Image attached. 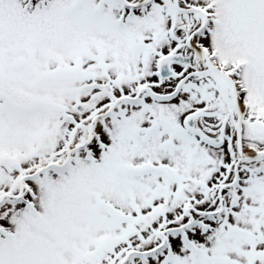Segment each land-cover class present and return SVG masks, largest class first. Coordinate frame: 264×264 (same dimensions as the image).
Instances as JSON below:
<instances>
[{
  "label": "snow or ice",
  "instance_id": "obj_1",
  "mask_svg": "<svg viewBox=\"0 0 264 264\" xmlns=\"http://www.w3.org/2000/svg\"><path fill=\"white\" fill-rule=\"evenodd\" d=\"M0 264H264V0H0Z\"/></svg>",
  "mask_w": 264,
  "mask_h": 264
}]
</instances>
